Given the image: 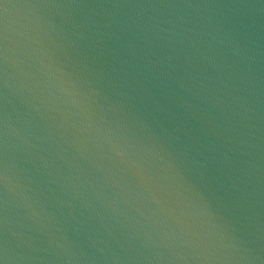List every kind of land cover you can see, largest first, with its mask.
<instances>
[{"label":"water","instance_id":"95a60500","mask_svg":"<svg viewBox=\"0 0 264 264\" xmlns=\"http://www.w3.org/2000/svg\"><path fill=\"white\" fill-rule=\"evenodd\" d=\"M0 264H264V0H0Z\"/></svg>","mask_w":264,"mask_h":264}]
</instances>
